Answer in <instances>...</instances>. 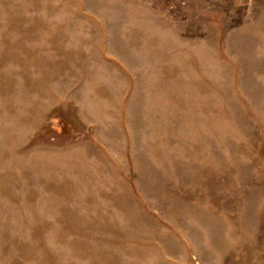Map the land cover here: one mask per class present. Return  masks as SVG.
<instances>
[{
	"label": "rangeland",
	"instance_id": "1",
	"mask_svg": "<svg viewBox=\"0 0 264 264\" xmlns=\"http://www.w3.org/2000/svg\"><path fill=\"white\" fill-rule=\"evenodd\" d=\"M0 264H264V0H0Z\"/></svg>",
	"mask_w": 264,
	"mask_h": 264
}]
</instances>
